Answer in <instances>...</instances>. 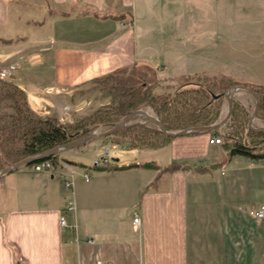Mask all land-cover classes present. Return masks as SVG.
<instances>
[{
    "label": "crops",
    "instance_id": "1",
    "mask_svg": "<svg viewBox=\"0 0 264 264\" xmlns=\"http://www.w3.org/2000/svg\"><path fill=\"white\" fill-rule=\"evenodd\" d=\"M190 3L0 0V66H15L11 77L33 111L70 123L82 116L75 90L115 69L145 63L189 73L199 52L193 48L216 45L210 31L199 36L189 31ZM109 14L126 16L104 17ZM151 28L156 37L145 40V29ZM217 129L176 135L158 148L129 150L133 159L111 157L118 165H204L202 172L108 170L90 167L82 157L85 166L71 168L73 194L63 189L57 172L21 167L0 176V264H264V220L249 213L264 203V159L228 158L220 144L208 142ZM92 142L96 156L108 147L102 138ZM243 164L249 171L243 183L221 178L227 165ZM70 199L75 231L59 222Z\"/></svg>",
    "mask_w": 264,
    "mask_h": 264
},
{
    "label": "trees",
    "instance_id": "2",
    "mask_svg": "<svg viewBox=\"0 0 264 264\" xmlns=\"http://www.w3.org/2000/svg\"><path fill=\"white\" fill-rule=\"evenodd\" d=\"M125 14L104 15L121 19ZM194 74L174 76L177 82L174 91L164 90L155 93L160 80L154 67L145 63H135L128 68H118L93 82L109 83L108 96L115 102L81 118L73 125L60 122L55 116L40 117L29 107L24 90L15 83L0 79V107L10 112L0 111V170L35 154L49 151L55 147H67L74 140L92 133L97 127H112L126 114L150 106L167 131L189 129L215 123L220 111V101L228 87H246L259 100L258 115L264 118V84L234 81L229 77H203V83L194 81ZM230 87V88H231ZM170 88V87H168ZM255 99V98H254ZM248 110L234 99L230 120L241 123L248 119ZM157 124V123H156ZM242 124V123H241ZM240 127V125H238ZM237 128V127H236ZM247 137L241 139L234 132H227L220 143L228 158L243 156L250 160L264 159V131L246 125ZM202 131L190 130L188 133ZM238 131V130H237ZM100 133V132H99ZM112 136H128L132 147L158 148L169 143L172 135L164 133L159 125L149 127L145 122H132ZM107 137L102 140L106 141ZM56 154L47 155L56 164ZM63 158V157H62ZM65 159V158H64ZM68 162H72L67 160ZM100 169L124 170L133 167L155 168L161 171L197 170L202 172L206 166H190L172 162L160 167L156 161L131 162L96 166Z\"/></svg>",
    "mask_w": 264,
    "mask_h": 264
},
{
    "label": "rangeland",
    "instance_id": "3",
    "mask_svg": "<svg viewBox=\"0 0 264 264\" xmlns=\"http://www.w3.org/2000/svg\"><path fill=\"white\" fill-rule=\"evenodd\" d=\"M190 2L189 6L193 5V19L189 31L193 32L195 36H199L201 32L210 31L209 36L213 38L212 40H214L216 45L203 47L202 50L199 49V46L193 48L195 51L199 50V52L194 55L192 67H188L189 69L191 68L188 70L189 73H185L183 68H177V70H175V68H173V66L170 67V65H167V67L160 66L161 69L160 67L157 68V77L162 81L158 83L160 87L156 88L154 92L161 93L164 90L174 91L177 87V82L172 80V78L178 76V74H199V76H194L192 79L200 83L204 82L202 78L205 76L209 78L224 76L234 81L249 83L260 82V84H264V0H190ZM204 10L206 12L202 14L201 11L204 12ZM145 30H149L147 31V36L144 37L145 40L153 39V37L155 39L156 33L154 28ZM174 31L178 32V30L174 29L170 32L173 33ZM104 76L105 75L100 76L98 79ZM0 79L9 83H15L12 77H0ZM109 85L108 82L90 81L80 89L75 90L76 93L79 94L81 100L82 109L80 112L82 116L74 117L72 122H66L64 124L73 125L76 121L94 113L96 110L106 105L113 104L115 101L107 94ZM230 87L224 92L226 93L229 91V94L233 92V101L235 99L242 104L243 107L248 110V115L250 116L254 110V96L244 88H238L233 91L235 86ZM225 93L220 101L221 107L215 122L220 121L227 113L228 103ZM139 109L146 110L149 114L156 117L153 109L149 105L141 106ZM0 111L1 113L4 111L8 113L11 110L6 107H0ZM37 115L40 117H50L40 114ZM69 118L70 116L64 117L63 121L65 122L69 120ZM129 122H145L149 127H156V125H158L155 121L143 115H136L132 117ZM241 123L237 124L228 118L218 127L216 134L223 140L225 133L234 132V134L239 135L241 139H245V137H247L246 125L249 126L248 119L242 120ZM238 125H240V127ZM252 125H264V118L256 114V117L252 120ZM107 128L108 126L97 127L92 133H99ZM174 131H179V129H175ZM92 141L58 153L56 163L62 168L71 169L74 168V166H85L83 162L85 161L88 163L90 161V167H92V162L97 158L100 159V157L104 155H109L112 158L117 156L120 159L129 160L133 159V157L130 156L133 155V151L129 150L139 148L145 149L142 147H132V143L136 142H131L128 136L109 135L106 141L103 140L105 144H108V147H102L101 149L99 148L100 146L97 145V148H99L98 152L100 153L96 156V144H93ZM63 156L66 158H62ZM82 157L84 161L80 159ZM67 158L72 159V162H68ZM59 159L62 160V162H59ZM136 159H139V157ZM110 161L105 164L102 163L101 165H107ZM1 165L0 163V167ZM235 167L236 168H233L227 165L223 169L224 175H222L221 178H229L230 182L233 183L240 182L241 180V183H243L248 177L249 171L245 170L248 166L243 164L242 167L238 168L237 165H235ZM216 173L221 175V170L219 169Z\"/></svg>",
    "mask_w": 264,
    "mask_h": 264
},
{
    "label": "water",
    "instance_id": "4",
    "mask_svg": "<svg viewBox=\"0 0 264 264\" xmlns=\"http://www.w3.org/2000/svg\"><path fill=\"white\" fill-rule=\"evenodd\" d=\"M238 88H244V89L248 90L251 93V90L249 88H246V87H243V86H241V87L235 86L233 91L237 90ZM225 97H226L227 103H228L227 113L220 121L215 122L213 124L206 125V126H197V127H193V128H189V129H182V130H179V131H167L158 118H156L153 115L149 114L146 110L136 109V110L126 114L117 124H115L112 127H109L107 129H105L104 131H102L100 133H90L88 135H85V136H83L81 138H78V139L74 140L73 142H71L65 148L55 147V148H53V149H51L49 151L32 155V156L24 158V159H22V160H20L18 162H15V163H13L11 165H8V166H6V167H4L3 169L0 170V176L6 174L9 171L16 170V169H19L21 167L28 166L31 163L37 161L38 159H41V158H43V157H45L47 155H50L53 152L59 153V152H62L63 150H66V149H71L73 147L81 146V145H83V144H85V143H87L89 141L96 140V139H99V138H103L105 136L112 135V134L122 130L126 126L130 125L131 124L129 122L130 119L132 117L136 116V115H143L144 117H147V118L155 121L160 126L161 130L164 133H166L168 135H172V136H176V135L187 133L191 129L192 130H198V129L214 130V129L218 128L220 125H222L230 117V115L232 113L233 92H231V94H229V91H227L225 93ZM254 98H255L254 110H253V112L251 113V115L248 118V125L254 130L264 131V125H260V126H253L252 125V120L256 117L257 111L259 109V100L257 99V97L255 95H254Z\"/></svg>",
    "mask_w": 264,
    "mask_h": 264
},
{
    "label": "built area",
    "instance_id": "5",
    "mask_svg": "<svg viewBox=\"0 0 264 264\" xmlns=\"http://www.w3.org/2000/svg\"><path fill=\"white\" fill-rule=\"evenodd\" d=\"M15 70V66L10 65L9 67H1L0 66V77H11L13 74V71ZM208 142L210 144H220L222 142V138L217 134H212L209 137ZM57 152H53L51 154H56ZM50 154V155H51ZM58 154V153H57ZM111 157L108 155H104L100 157V159H95L92 162V166H100L102 163L105 164L106 162L110 161ZM64 161V160H63ZM59 162H62V160L59 159ZM65 162V161H64ZM28 167L34 171H49L52 173H58L61 177L63 189L65 191H68L69 193L73 194V185H74V171L73 170H64L59 164H54L50 159H43L38 162H33ZM58 167V168H56ZM84 179L87 181L89 179L88 172H84L83 174ZM255 219L257 220H264V203L259 205L257 208L250 210L249 212ZM60 225L67 230L75 231L77 229V222L75 218V202L74 199H70L67 201L63 211L60 214L59 218ZM133 225L134 227H137L139 223V217L135 214L133 217ZM93 239L88 238L87 242H92ZM97 264H111L109 262L98 260Z\"/></svg>",
    "mask_w": 264,
    "mask_h": 264
}]
</instances>
